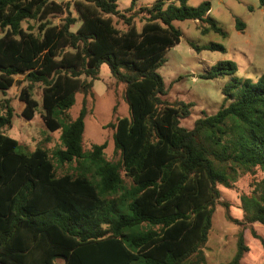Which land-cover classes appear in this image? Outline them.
Instances as JSON below:
<instances>
[{"label": "trees", "instance_id": "1", "mask_svg": "<svg viewBox=\"0 0 264 264\" xmlns=\"http://www.w3.org/2000/svg\"><path fill=\"white\" fill-rule=\"evenodd\" d=\"M118 1L0 0V92L21 77L17 116L31 121L39 108L31 90L41 85L44 126L51 132L62 128L57 162L89 164L97 179L85 171L56 176L44 149L22 152L18 141L3 134L15 117L5 102L0 264H204L218 186L230 187L238 170L264 171V74L249 81L234 77L237 68L230 61L213 65L202 77L231 76L223 93L237 88L238 95L190 129L180 122L192 105L165 99L158 69L164 53L180 41L173 22L205 23L210 3L188 7V0H152L141 6L142 0H130L121 12ZM137 14L143 15L139 23ZM57 16L65 17L55 24L51 18ZM113 17L125 30L115 27ZM235 29H243L238 20ZM208 30L225 36L212 21L200 33ZM208 49L224 52L221 45ZM103 64L124 84L128 106V117L107 124L118 152L114 164L103 158L105 144L83 152L85 102L74 120L67 115L77 93L88 95ZM241 202L245 223L227 219L243 229L264 227V177ZM247 251L240 230L227 264H241Z\"/></svg>", "mask_w": 264, "mask_h": 264}, {"label": "rangeland", "instance_id": "2", "mask_svg": "<svg viewBox=\"0 0 264 264\" xmlns=\"http://www.w3.org/2000/svg\"><path fill=\"white\" fill-rule=\"evenodd\" d=\"M52 1L64 3L68 0ZM205 1L211 4L205 23L191 20L173 22V26L180 31V41L164 53L165 62L158 69V74L167 90L165 99L171 104L183 102L192 105L189 116L180 122L182 127L188 129L192 128L197 119L215 114L224 100L228 99L226 103H229L232 97L238 95L237 88L228 92L227 96L223 93L224 86L232 81L231 76L223 75L208 80L202 77L213 65L223 60L230 61L237 68L234 77L249 81H255L264 74V0L263 3L259 0H188L186 6L196 7ZM151 3L152 0H142L139 5L146 6ZM129 6L130 0L117 2V8L121 12L127 10ZM70 10L75 16L74 10L72 8ZM135 10H138L137 7ZM142 16L137 14L134 20L139 23ZM64 17H52L51 21L57 24ZM237 20L243 24L241 31L235 29ZM209 21L214 22L225 36L211 30L201 34L200 29L208 27ZM113 24L116 28L125 30L122 22L114 17ZM212 44L221 45L224 52L209 50ZM16 80L17 83L9 90L0 92V115L3 114L1 106H4L5 102L13 109L15 115L11 127L4 129L3 134L18 141L22 152H32L36 148L44 149L52 160L56 176L85 171L91 180L97 181L89 164L57 162L55 154L61 148L62 128L51 132L44 126L40 114L41 85L36 84L31 90L32 98L39 103L34 118L26 121L17 116L21 109L18 95L25 83L19 84L21 77H16ZM124 88V84L113 78L108 66L103 64L92 81L88 95L77 93L74 105L67 111L68 118L74 120L85 102L83 152L88 153L94 145L105 144L103 158L113 164L118 161V152L113 145V129L107 127V124L114 123L118 118L128 117ZM67 121H63L64 125H67ZM121 176L124 186L130 188L129 181L122 173ZM263 177L264 171L261 172L259 169L238 170L230 187L218 186L219 203L214 208L211 228L203 247L204 264L229 263L236 253V238L240 230H243V237L248 247L241 264H264V227L253 224L243 229L242 226L227 219L229 216L233 220L245 223L241 197L252 195L254 185ZM249 228L260 239L253 238Z\"/></svg>", "mask_w": 264, "mask_h": 264}, {"label": "crops", "instance_id": "3", "mask_svg": "<svg viewBox=\"0 0 264 264\" xmlns=\"http://www.w3.org/2000/svg\"><path fill=\"white\" fill-rule=\"evenodd\" d=\"M210 9H211V4H210ZM210 11V10H209ZM208 14V13H207ZM208 16V15H207Z\"/></svg>", "mask_w": 264, "mask_h": 264}]
</instances>
